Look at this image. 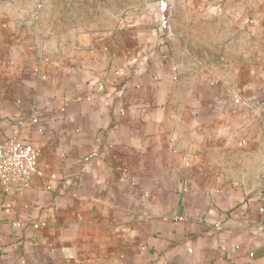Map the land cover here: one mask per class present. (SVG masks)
<instances>
[{"label": "crops", "instance_id": "crops-1", "mask_svg": "<svg viewBox=\"0 0 264 264\" xmlns=\"http://www.w3.org/2000/svg\"><path fill=\"white\" fill-rule=\"evenodd\" d=\"M200 1L264 30V0ZM155 5L108 25L0 0V143L39 150L0 183V264H264V71L222 51L195 71Z\"/></svg>", "mask_w": 264, "mask_h": 264}, {"label": "rangeland", "instance_id": "rangeland-1", "mask_svg": "<svg viewBox=\"0 0 264 264\" xmlns=\"http://www.w3.org/2000/svg\"><path fill=\"white\" fill-rule=\"evenodd\" d=\"M145 1L156 4L160 0H58L63 10L59 18L61 22L73 21L72 18H75L76 22L91 20L93 23L105 22L110 25L119 16L113 12L115 8L142 5ZM169 1V20L174 16V21L182 29L181 43L186 48V54L183 53L195 71L215 66V53L219 51L233 55L237 67L248 61H256V66H261L264 71V30L260 29L258 19L251 15L250 6L236 5L225 14H205L186 8L189 5H201L200 0ZM103 6H106V13H102ZM173 6L181 7L174 15ZM71 7H74L75 13ZM86 10L88 12L85 13Z\"/></svg>", "mask_w": 264, "mask_h": 264}, {"label": "built area", "instance_id": "built-area-1", "mask_svg": "<svg viewBox=\"0 0 264 264\" xmlns=\"http://www.w3.org/2000/svg\"><path fill=\"white\" fill-rule=\"evenodd\" d=\"M36 121V118L33 119ZM39 150L31 143L8 138L0 143V183L5 187L27 186L38 172Z\"/></svg>", "mask_w": 264, "mask_h": 264}, {"label": "water", "instance_id": "water-1", "mask_svg": "<svg viewBox=\"0 0 264 264\" xmlns=\"http://www.w3.org/2000/svg\"><path fill=\"white\" fill-rule=\"evenodd\" d=\"M155 9L159 12L161 16V22L165 30L169 29V17L171 10V3L169 0H160L155 5Z\"/></svg>", "mask_w": 264, "mask_h": 264}]
</instances>
